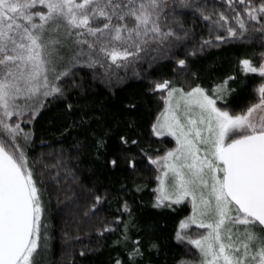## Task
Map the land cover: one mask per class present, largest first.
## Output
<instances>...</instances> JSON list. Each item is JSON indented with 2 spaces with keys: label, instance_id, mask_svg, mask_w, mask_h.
<instances>
[{
  "label": "snow or ice",
  "instance_id": "obj_1",
  "mask_svg": "<svg viewBox=\"0 0 264 264\" xmlns=\"http://www.w3.org/2000/svg\"><path fill=\"white\" fill-rule=\"evenodd\" d=\"M188 16L206 36L186 26ZM230 42L260 44L255 60L238 54L235 67L259 77L255 100L240 112L227 99L234 74L201 83L202 58ZM162 60L171 75L145 77L146 91L164 103L150 135L172 137L175 147L154 155L140 146L136 99L106 113L95 96L100 84L122 79L119 69L149 72ZM53 102L67 121L61 134L76 130L74 155L61 149L54 163L30 164L32 126ZM83 155L89 167L69 166ZM96 164L125 180L111 198L118 215L96 228L97 246L82 242L85 260L114 235L108 264H153L160 239L134 211L147 187L135 178L150 165L152 209L191 206L174 232L186 252L176 264H264V0H222L219 10L206 0H0V264H40L51 218L71 212L90 221L102 211L110 190L95 186ZM191 225L205 231L193 236Z\"/></svg>",
  "mask_w": 264,
  "mask_h": 264
},
{
  "label": "trees",
  "instance_id": "obj_2",
  "mask_svg": "<svg viewBox=\"0 0 264 264\" xmlns=\"http://www.w3.org/2000/svg\"><path fill=\"white\" fill-rule=\"evenodd\" d=\"M206 3L209 8L215 4L217 10H219L222 0H206ZM194 23L197 37L200 35L206 36L207 29L204 23L188 16L186 26L192 27ZM254 49L260 50L259 42H230L221 45L220 48L209 50L208 54L199 63L201 83L205 87L213 80L225 74H234L236 76L235 80L229 82L230 87L234 88L235 91L227 98L230 108L235 112L246 109L256 98L253 89L258 83L259 77L255 74L244 76L238 67H235L238 63L239 53H247L252 59H257L253 55ZM170 63L168 60L159 61L149 72H144L140 68L135 70L132 68L119 69L122 79H114L111 87L100 84L96 89L95 100L97 106L103 105L106 113H111L122 100L136 99L137 106L132 113V118L140 126V146L154 155H163L169 149L174 148L175 140L172 137H155L150 135V124L163 110L164 103L158 94L154 95L146 91L148 79L145 77L149 76V74L150 78L153 79L170 76ZM143 67L147 68V65ZM137 72L140 74L137 75ZM66 123L67 121L63 117V109L60 107L59 102H53L44 109L42 116L32 126L34 131L33 143L27 148L30 164L38 157H42L45 163H54L61 149L65 150L66 155L69 153L74 155L70 146L76 130H72L73 135L71 136L65 137V135H62L61 130ZM68 163L69 166L82 165L83 168H87L92 162L89 155H83L79 160L72 159ZM94 166L97 169L96 176L93 178L95 186L100 189L102 195L105 189L110 190L107 193L109 201L103 205L102 211L90 221L82 215L74 216L71 212H65L62 216L51 218V240L48 249L38 257L40 264H82V262L84 264H108L111 241L116 238L114 235L108 236L107 240L104 241V245L106 246H101L99 251L91 253L86 260L79 255V252L82 242L88 243L91 247L95 248L97 246L96 228L100 227L105 220H110L113 215H118L116 209L119 205L112 203L111 198L115 195V190L120 187V184L116 182L124 181L125 176L120 173H109L106 169L100 168L98 164ZM36 167L39 169L40 165H36ZM148 168H151V166L148 165L135 178L137 183H143L147 187L143 192L135 194L134 211L144 225L155 229V236L160 239L161 250L159 255L152 257L153 264H176L177 259L184 256L186 252L185 246L177 244L173 238L174 232L178 227L179 221L190 215L191 207L190 204H183L175 212L165 211L163 214H159L157 210L152 209L151 190L155 187L156 180L154 172L148 171ZM45 182L47 183V179ZM127 183L130 187L131 180L129 179ZM125 198L127 199L128 197L125 196ZM45 199L47 201L48 198L46 197ZM60 199L63 201L62 195ZM129 203H132L131 199ZM51 204L54 209L58 206L55 193L52 195ZM59 206L63 207V204ZM188 231L195 236L196 233L204 232L205 230L191 228ZM65 232L68 234L67 238L64 237ZM133 235H135V232H133ZM75 237H79V240L75 239ZM187 247L192 248L191 245ZM192 251L195 252V249L193 248ZM111 255H116V252L112 251Z\"/></svg>",
  "mask_w": 264,
  "mask_h": 264
},
{
  "label": "rangeland",
  "instance_id": "obj_3",
  "mask_svg": "<svg viewBox=\"0 0 264 264\" xmlns=\"http://www.w3.org/2000/svg\"><path fill=\"white\" fill-rule=\"evenodd\" d=\"M191 207V206H190ZM191 214V212H190ZM191 228H197L195 225H191L190 228L188 230H190ZM198 229V228H197Z\"/></svg>",
  "mask_w": 264,
  "mask_h": 264
}]
</instances>
